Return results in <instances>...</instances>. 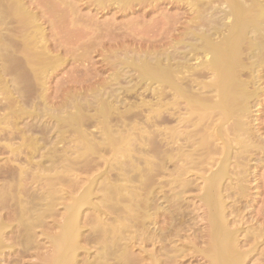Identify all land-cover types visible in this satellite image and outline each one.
I'll use <instances>...</instances> for the list:
<instances>
[{
    "label": "bare ground",
    "instance_id": "6f19581e",
    "mask_svg": "<svg viewBox=\"0 0 264 264\" xmlns=\"http://www.w3.org/2000/svg\"><path fill=\"white\" fill-rule=\"evenodd\" d=\"M76 1L0 0V258L12 220L21 256L56 230L42 264H247L264 238L239 227L263 184L264 0ZM62 47L90 74L58 93ZM97 52L108 77L81 67Z\"/></svg>",
    "mask_w": 264,
    "mask_h": 264
},
{
    "label": "rangeland",
    "instance_id": "374dc122",
    "mask_svg": "<svg viewBox=\"0 0 264 264\" xmlns=\"http://www.w3.org/2000/svg\"><path fill=\"white\" fill-rule=\"evenodd\" d=\"M68 1L69 2H74L75 0H72V1L68 0ZM76 2L79 3L80 0H77ZM84 3H85V1L84 2L81 1L79 4L82 5ZM170 7H171V5H168V8H170ZM83 13L84 14L89 13L92 16L93 15L94 16L97 15L96 12L90 13V11L87 10V9L86 10L84 9ZM181 13H184V10L181 11V10H178V9H169V11H168L169 16H171V17H175V16H177V15H179ZM157 16L158 15H156V17ZM111 17H112V14H99L97 16V18L100 21H104V19H111ZM131 17H134V16H131ZM118 19H119V21H121V18H118ZM60 23L61 24L58 23V25L56 24L57 25L56 29L51 31V27H50L49 23L46 22L44 27L46 28L45 32L47 33V36L49 35L48 38H50L52 36V34H56V33H57L56 35H57L58 38H59V35H63V33L71 34V36L73 38L77 37V32L69 31V30L66 29V25H67L66 22L65 23L60 22ZM60 25H62L63 27L60 26ZM56 30H58V31H56ZM61 31H62V34L59 33ZM63 37H64V35H63ZM63 37L60 36V38H63ZM60 38H59V40H60ZM60 41H59V43H60ZM63 44L65 45L64 42H63ZM64 45H62V46H64ZM63 48L64 47H62L61 49L58 48L59 51L57 49H54L52 51L53 53L60 55V57H64L65 59H69L68 62H66L63 66H61L55 72L54 78H53V80L51 81V84H50V86L52 87L53 90L57 89L56 91H58V93L60 91H62V89L64 88L65 85H64L63 81L67 77H69V76L76 77L77 76L78 78H84V77L86 78V75L89 73L88 72L86 74L84 72H80L77 69L78 68L77 66H79V64L77 62L76 63L73 62V60H72L73 55L72 56L69 55V54H71V52L69 51L70 53H68V55H67L65 48L64 49ZM72 54H74V52H72ZM102 56H103L102 53H99V52L94 53L92 55L93 61H90L91 63L90 62H84L81 67H84V66L88 67L89 66V67L93 68L94 70L97 69L99 71V73L101 71V73H100L101 77H104V78L108 77L110 72L109 73L106 72V70H105L106 63L102 62ZM59 83L62 84L61 86L64 85L63 88L60 87ZM72 85H76V84H72ZM76 86H77V88L86 87V86H88V83L81 84V85H76ZM58 89H61V90L59 91ZM146 99H147V101H150L149 97H147ZM56 101L57 100H54V102H56ZM255 111H256L254 113V115H256L255 119H258L261 123H263L264 122V107L259 112H257V110H255ZM260 134L264 138V126L261 129ZM7 158H8L7 154L0 155V164H4L7 161ZM258 158H260V156H257L255 158H253L251 166H252V171L257 172V174H256L257 175V179L260 178V180H262L261 182L263 184L261 183L262 186H261V188L259 190L254 188L256 183L251 184V188H252L251 195H252V199L254 200V203H253L251 208H249L248 210L243 212V215L245 216V223L246 224H244V225H243V223L239 224L240 228H244L246 230H248V229L252 230V229H257V228L258 229H260V228L263 229L264 228V217L259 218V210H260V208L264 209V164L262 166H259L256 169L255 166L257 164V159ZM199 183H200V181H199ZM1 184H2V182L0 180V188H1ZM189 199L192 200L193 198L190 197ZM229 205H231V202H229ZM58 210H59L60 213H63L64 212L63 206H59ZM201 213L202 212L199 213L200 216H202ZM6 219L4 218L5 223L7 221H9V218H8V220H6ZM11 221L12 220H10L9 223L7 222V225H8L7 227L8 228H7L6 233H5L6 234V237H5L6 239L5 240H6V243L8 245H13V248H11V249L8 248V249H6L4 251L3 256H1V258H0V264H40V263L42 264L41 257H43L47 253V251L49 250V246H50L49 243L47 242V240L45 239V236H43V233H44V231H46L47 233L52 234L56 230L48 229L46 227H44L45 229L44 228H37V230H36V234H37L36 238H37V242H38V247L37 248L36 247L33 248L32 250H30L29 253H27L24 256H21L20 253H19L20 252V248L18 246H16V244L14 243V240H13V238L16 235L15 233L17 231V226H16L15 223H12L13 221L12 222ZM198 227H199V229H203L205 227V223L204 222H200L198 224ZM188 235L190 236L191 233L186 234L185 238H183V241H185V243H188V241H189V239L187 238ZM243 239H244L243 236H241V240L242 241H243ZM258 241H259L258 243L256 241H253V242L249 243L247 246H245V248H244V250H246V251L248 250L249 251L252 246L253 247L257 246V249H256L257 252L255 251V253L249 258L247 264H259V263L260 264H264V259L262 257V253H264V238H262V240H258ZM87 249H89L88 259L90 261H93L94 257L96 256V251H95L94 248H91V247H87ZM136 252L138 253V251H136ZM82 256L83 255H81V257ZM184 264H205V262L203 260H201V258H199L198 260H195L194 258H187V259L184 260Z\"/></svg>",
    "mask_w": 264,
    "mask_h": 264
}]
</instances>
